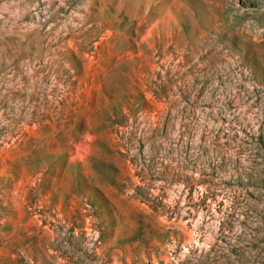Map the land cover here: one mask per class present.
<instances>
[{
    "label": "rangeland",
    "instance_id": "374dc122",
    "mask_svg": "<svg viewBox=\"0 0 264 264\" xmlns=\"http://www.w3.org/2000/svg\"><path fill=\"white\" fill-rule=\"evenodd\" d=\"M0 264H264V0H0Z\"/></svg>",
    "mask_w": 264,
    "mask_h": 264
}]
</instances>
